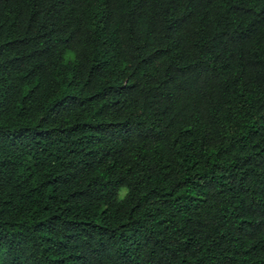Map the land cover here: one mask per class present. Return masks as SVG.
<instances>
[{
  "label": "trees",
  "instance_id": "16d2710c",
  "mask_svg": "<svg viewBox=\"0 0 264 264\" xmlns=\"http://www.w3.org/2000/svg\"><path fill=\"white\" fill-rule=\"evenodd\" d=\"M0 264H264V0H0Z\"/></svg>",
  "mask_w": 264,
  "mask_h": 264
},
{
  "label": "rangeland",
  "instance_id": "374dc122",
  "mask_svg": "<svg viewBox=\"0 0 264 264\" xmlns=\"http://www.w3.org/2000/svg\"><path fill=\"white\" fill-rule=\"evenodd\" d=\"M123 192H124V191L122 190V191H121V195H122Z\"/></svg>",
  "mask_w": 264,
  "mask_h": 264
}]
</instances>
